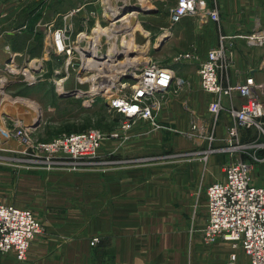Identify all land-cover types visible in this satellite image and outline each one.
I'll return each instance as SVG.
<instances>
[{
  "label": "crops",
  "instance_id": "obj_1",
  "mask_svg": "<svg viewBox=\"0 0 264 264\" xmlns=\"http://www.w3.org/2000/svg\"><path fill=\"white\" fill-rule=\"evenodd\" d=\"M72 1L74 8L68 11L64 9L68 0H0V62L15 54L11 39L33 35L37 23L33 21L34 10L40 11L41 22L44 19L40 33L49 24L59 27L72 23L76 28V22L66 19L73 15L79 20L95 9L98 0ZM205 2L211 7V0ZM218 5V24L207 18H186L176 25H195V37L188 47L201 58L218 45L220 34H247L258 18L255 25L264 29V0H218ZM60 16L63 20L56 23ZM245 45L243 40L235 42L236 69L243 73L239 79L250 75L263 82L264 71H258V67L264 48L247 51ZM253 51L263 53L254 59V65ZM195 70V66L178 68L191 84L182 97L206 119L207 105L214 95L201 90ZM242 101L234 99L236 106ZM223 103L229 104L227 98ZM158 117L180 132L188 128L178 99L165 102ZM220 117L223 125L219 122L217 135H224L230 119L226 114ZM117 131L125 139L103 142L98 161L92 164L75 165L64 159L42 164L44 179L57 184L56 190L42 192V197L51 202L39 204L34 210L45 233L32 241L25 262L8 252L0 256V264H227L232 253L236 256L234 264H248L240 248L233 250L223 240L205 245L200 233L193 234L190 219L197 196L193 184L201 179L200 164L193 165L190 159L174 160L175 165L149 160L154 156L151 152L160 151L161 132L144 121H137L128 131ZM214 178L213 182L222 180L223 173ZM94 237L99 242L92 246Z\"/></svg>",
  "mask_w": 264,
  "mask_h": 264
},
{
  "label": "rangeland",
  "instance_id": "obj_2",
  "mask_svg": "<svg viewBox=\"0 0 264 264\" xmlns=\"http://www.w3.org/2000/svg\"><path fill=\"white\" fill-rule=\"evenodd\" d=\"M66 3L68 5L64 9L71 11L74 8H72L73 1L68 0ZM169 3L143 4L140 0H98L95 9H93L96 10L95 18L83 27V17L79 20L75 19L76 16L73 15L67 18L66 20L69 22H76V28H73L70 34V42L75 46V49L70 55L68 65H65L67 56L57 53L53 47H48L49 53L46 60L43 59L47 25L45 31L38 32L44 19L41 22L40 11L34 10L33 21L37 23L34 26L33 35H20L21 37L11 39L10 44L17 56L18 65H23L26 62H32L31 64L41 62V65L33 70L35 82L27 84L22 76H15L4 83V91L0 89V106L3 108L11 104H9L10 98L26 97V101L30 104H22L31 105L32 110L30 108L24 110L23 105L14 101L10 107L15 108L16 112H12L14 110H8L5 113L0 112L1 128L4 127L3 124L10 126L11 121L21 124L35 120L33 123L36 125L32 133L33 143H48L62 134L81 133L90 129L99 130L106 135V138L100 142L99 148L108 139H125V136L120 137L121 134L117 131L123 117L117 112L108 111L106 97L115 91V87L119 83L126 82L128 87L135 82L134 67L144 66L146 63L167 66L170 64L172 56L192 49V47H188L195 37V25L192 23H188L184 27H174L172 29L173 35L169 36L166 33L162 37L164 42L161 41V35L165 31L163 29L169 25ZM128 7L131 10L126 11L116 19V16L122 10H127ZM52 9L50 8L49 12ZM112 9H114L113 12ZM124 17L125 19L119 21ZM58 18L56 23L61 22L62 17ZM258 19L254 20L253 28L259 27L255 25V22L259 21ZM251 32L252 30L247 34ZM171 39L173 40L171 41ZM160 42H162L161 45H159ZM245 46L247 51L258 47ZM262 55V52L257 54V51H253L252 65L255 63L254 59L262 57ZM139 57L140 62L138 61ZM111 58L114 60L107 62V59ZM133 59L134 61H132ZM4 62L1 61L0 66H3ZM186 66L189 65L181 66L180 70ZM242 74V72L238 73L237 70H233L228 79L234 82H243L244 79H239ZM81 79L83 80L80 81ZM100 80H102L101 83ZM61 85L63 86L60 87ZM67 90H76L77 93L63 96V92ZM85 92L87 95H82ZM21 99L25 100V98ZM223 105L226 106L225 103ZM192 110L194 116H189L181 110L185 114L188 124V128L183 129L186 130L185 132H180L172 123L160 120L159 117L158 120L165 124L166 128L157 130L150 126L151 129L161 132L162 146L159 152H151L154 156H151L149 160L160 159V161H169L170 163H166L168 165H175L174 160L190 159L193 165L200 164L202 176L193 184L197 196L193 215L190 219L193 234H199V230L206 219L205 189L208 184L215 180L216 175H222L223 166L229 159L225 141L226 131L224 135L222 133L217 135L219 122L223 125L220 115L226 114L228 116V114L226 111H222L217 117L218 120L214 129L212 127L205 128L201 135L189 138L186 132H189L190 129V119L198 121L199 127H202L200 124L209 118V115L205 119L197 111ZM7 112H10V115ZM33 116L34 118L31 120ZM231 124L230 119V124L226 129ZM113 132L119 135L113 138L111 137ZM1 136V140H3L5 135L2 134ZM239 139L241 144L246 145V149L260 158V161L253 165L252 179L254 184L264 186L263 133L256 127L250 130H240ZM258 145L259 147H256ZM2 146L3 150H0V200L6 204L27 208L33 213L35 209H39V204L43 203L46 206L48 202H51L44 196L42 197V192L56 190L57 184L50 182L48 178L44 179L43 176L46 173L42 169V164L52 165V163L57 162V159H53L52 163L44 162L45 159L41 158L35 159L29 155L32 154V150L21 154L19 153V150L22 149L21 146L13 139H10L7 144L3 143ZM9 148L15 149L16 152H9ZM98 152L95 158L83 160L89 162H84L81 165L94 163L97 160ZM244 158L248 159L246 155ZM41 174L43 175L40 176ZM15 259L19 261L16 257Z\"/></svg>",
  "mask_w": 264,
  "mask_h": 264
},
{
  "label": "built area",
  "instance_id": "obj_3",
  "mask_svg": "<svg viewBox=\"0 0 264 264\" xmlns=\"http://www.w3.org/2000/svg\"><path fill=\"white\" fill-rule=\"evenodd\" d=\"M140 1L143 4L170 2V0ZM211 2V7H208L205 0H172L168 10L169 25L163 29L165 31L161 37L166 33L171 36L174 26L186 18H207L218 24L220 21L218 0ZM95 13L96 10L86 13L82 27L95 18ZM121 20L122 18L119 21ZM73 28L72 23H65L59 27L47 25L44 60L49 48L53 47L57 53L67 56L65 65H68L70 55L75 49L70 42ZM237 40H243L247 46L264 48V29L254 27L249 34H220L218 45L210 48L203 58L194 49H190L172 56L167 66L146 63L144 66L134 67L135 82L128 87L126 82L119 83L115 91L106 97V107L109 112L122 115L123 121L118 127L121 131H128L137 121H144L157 130L165 129L166 125L158 120V115L164 103L170 99H178L181 110L189 116H194L190 104L182 97L191 84L188 78L178 73V68L183 65L195 66L201 90L213 94L214 99L207 106L208 120L203 121V124H200L202 127H199L198 121L190 119V129L186 135L194 138L201 135L205 128L214 129L217 117L222 111H226L232 122L226 129L225 141L229 159L222 169L223 179L210 183L205 189L206 220L199 230L201 240L205 245L223 240L230 243L233 250L240 248L247 257L248 264H264V186L254 184L252 179L253 165L260 161V158L246 149V145L241 144L239 139L240 130H250L253 127L264 135V81H257L250 75L243 82L228 79L231 72L237 70L235 61ZM16 57V54H11L3 66H0V89L3 91L4 83L15 76H22L27 84L35 82L33 70L41 65V62L18 65ZM258 71H264V58ZM237 72L241 73L240 70ZM236 97L243 100L238 107L234 105ZM223 98H227L228 105H223ZM1 124L0 150H3V143L7 144L13 139L22 148L19 153L24 154L32 150L30 156L45 159L42 161L47 163H52L56 159L57 161L64 159L75 165L89 162L83 160L95 158L100 142L106 138L99 130L90 129L81 133L62 134L48 143H33L32 133L36 125L33 122L16 124L11 121L10 126L3 124V129ZM1 133L5 135L3 140ZM117 136L116 132L111 134L113 138ZM9 152L16 150L9 148ZM244 155L248 159H245ZM44 232V224L31 210L0 200V255L13 252L19 261H25L32 241ZM98 242V238L94 237L90 245ZM235 257L234 253L230 254L227 264H234Z\"/></svg>",
  "mask_w": 264,
  "mask_h": 264
},
{
  "label": "bare ground",
  "instance_id": "obj_4",
  "mask_svg": "<svg viewBox=\"0 0 264 264\" xmlns=\"http://www.w3.org/2000/svg\"><path fill=\"white\" fill-rule=\"evenodd\" d=\"M123 19H125V17L124 18H122V20ZM136 26H137V24H136ZM124 27V26H123ZM128 28V27H127ZM126 34V33H125ZM83 37V36H82ZM161 41H163V38H162V40ZM112 55H115V54H112ZM84 58V57H83ZM136 59V58H135ZM139 59H140V57L138 58V61H139ZM112 60H114V59H107V62H110V61H112ZM141 60V59H140ZM132 61H134V59L132 60ZM140 62V61H139ZM145 62H147V61H145ZM135 63H136V60H135ZM98 64V63H97ZM91 65V64H90ZM109 65V64H108ZM94 66V65H93ZM105 66V65H104ZM102 85V84H101ZM9 101H11V102H9V104L10 105H8V106H4V108L2 107V106H0V112L2 113V111H3V113H5L6 111H10V110H14V111H12V112H16V110H15V108H13V107H10V106H12V104H14V101H18V104H21V105H23V104H30V103H28L26 100H24V99H21V98H10L9 99ZM23 103V104H22ZM31 106V105H30ZM30 106H28V105H23V107H24V110H27V109H29L30 108ZM7 108V109H6ZM6 109V110H5ZM31 109V108H30ZM32 110V109H31ZM34 112L36 113V110H34ZM7 114L8 115H10V112H7ZM35 116V115H34ZM34 116L31 118V120H33V118H34ZM35 121V120H34ZM33 121V122H34Z\"/></svg>",
  "mask_w": 264,
  "mask_h": 264
},
{
  "label": "water",
  "instance_id": "obj_5",
  "mask_svg": "<svg viewBox=\"0 0 264 264\" xmlns=\"http://www.w3.org/2000/svg\"><path fill=\"white\" fill-rule=\"evenodd\" d=\"M129 10H131L130 7H128L127 10H122V12L119 13V14L116 16V19L119 18V17H121L126 11H129ZM159 45H161V43H159ZM87 53H88V52H87ZM63 93H64L63 96H70V95H73V94L77 93V91H76V90H67V91H65V92H63ZM82 95H87V94H86V92H85V93H82Z\"/></svg>",
  "mask_w": 264,
  "mask_h": 264
}]
</instances>
